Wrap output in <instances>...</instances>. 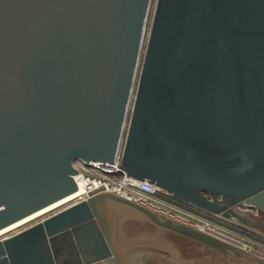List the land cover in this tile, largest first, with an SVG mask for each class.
<instances>
[{"label":"water","instance_id":"95a60500","mask_svg":"<svg viewBox=\"0 0 264 264\" xmlns=\"http://www.w3.org/2000/svg\"><path fill=\"white\" fill-rule=\"evenodd\" d=\"M151 2L0 0V232L96 185L77 162L112 172L119 152L202 212L264 215V0H156L141 60ZM187 239L242 255L105 188L0 239V264L172 260Z\"/></svg>","mask_w":264,"mask_h":264},{"label":"built area","instance_id":"2783aa9c","mask_svg":"<svg viewBox=\"0 0 264 264\" xmlns=\"http://www.w3.org/2000/svg\"><path fill=\"white\" fill-rule=\"evenodd\" d=\"M120 157L121 153L119 152L112 163V172L106 171L103 167L94 164L77 162L75 164L77 171L87 177L97 180L98 183L83 191L72 205L105 188H107L109 193H112L114 188H117L123 196L133 201L205 234L219 238L239 248H247V241L226 227L228 223L230 225L236 224L225 221L220 215L213 216L188 204L175 200L169 192L157 188L147 180H139L130 176L125 170L119 167ZM27 227L28 226H26V228Z\"/></svg>","mask_w":264,"mask_h":264},{"label":"flooded vegetation","instance_id":"af4514ba","mask_svg":"<svg viewBox=\"0 0 264 264\" xmlns=\"http://www.w3.org/2000/svg\"><path fill=\"white\" fill-rule=\"evenodd\" d=\"M240 210H238V206L232 210V214L236 215L237 218L240 219V224L238 223V225H235V226H239L241 228H243L244 230H247L249 232H252L253 234L255 235H259V237L261 238H264L263 234L262 233H259L258 232H263L264 233V215L258 211V214L255 215L256 219H254L253 221H251L248 217H247V214H242L239 212ZM222 219H224L225 221L229 222V221H232V220H229V219H226L224 217H221ZM258 222V223H257ZM249 228H247V227ZM252 228V229H250ZM256 230V232H255ZM174 235L175 237H179V238H183V239H186L184 237H181V236H178V235H175V234H172ZM188 240V239H187ZM191 244H187V245H191V247H198L200 249V252H191V251H186L185 250V246H187L186 244L184 243H179V245L181 244L182 247L180 248V251H181V257L178 256H175V259H172V260H165V259H162L160 257H147L145 258L143 261H142V264H196L197 260H200L202 258H204L206 255H219L222 259V262L223 264H227L228 261H236L237 263H241L242 260H249L251 262H254V263H257V264H264V258H258L252 251V248L249 247V249L247 248H239V251L241 252V256L239 254L236 255V258H233V259H226L224 256L202 246V245H199L197 243H194L190 240H188ZM178 243V242H177ZM176 243V244H177ZM186 251V253H185ZM187 256H186V255ZM197 256H201V257H197Z\"/></svg>","mask_w":264,"mask_h":264},{"label":"rangeland","instance_id":"374dc122","mask_svg":"<svg viewBox=\"0 0 264 264\" xmlns=\"http://www.w3.org/2000/svg\"><path fill=\"white\" fill-rule=\"evenodd\" d=\"M155 4H156V0H152L151 6H150V11H149V16H148V21H147V27H146V32H145V38H144V44H143V50H142L141 60L143 59V51L145 49V45H146V41H147V37H148V33H149V28L151 26V21H152V17H153V12H154V8H155ZM245 210L247 212L252 213V216L255 215V210L253 208H246ZM227 225L228 226H226V225L225 226L227 228H229L230 231H232L233 233L239 235L241 238H243L244 240L247 241L246 242L247 249H249V247H251L252 250H253L252 252L259 259L260 258H264V238H261V237H259V235L257 236L255 234H253L252 232H249L247 230H244L243 228H241L239 226L237 227L235 225H230L229 223ZM24 228H26V227H23L22 229H24ZM247 228H249V227H247ZM250 229H252V228H250ZM255 232H256V230H255ZM259 233H262L263 236H264V233L263 232H258V234ZM202 264H223V262H222V259L216 257V258L203 259L202 260Z\"/></svg>","mask_w":264,"mask_h":264},{"label":"bare ground","instance_id":"6f19581e","mask_svg":"<svg viewBox=\"0 0 264 264\" xmlns=\"http://www.w3.org/2000/svg\"><path fill=\"white\" fill-rule=\"evenodd\" d=\"M82 193V192H81ZM77 194L73 197H70L34 216H31L3 231L0 232V239L3 240V239H6L7 237H10L11 235L15 234V233H18L19 230H21L23 227H26V226H31V224H36L37 222H39V220H44L45 218L49 217L50 215L52 214H55L56 212H58L59 210L65 208V207H68L70 205H72V203L75 201V199L81 194ZM40 220V221H41ZM34 222V223H33Z\"/></svg>","mask_w":264,"mask_h":264}]
</instances>
